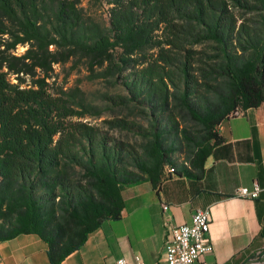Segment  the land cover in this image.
Instances as JSON below:
<instances>
[{"label": "trees", "instance_id": "trees-1", "mask_svg": "<svg viewBox=\"0 0 264 264\" xmlns=\"http://www.w3.org/2000/svg\"><path fill=\"white\" fill-rule=\"evenodd\" d=\"M94 1L107 8V24L81 0H0V242L35 235L49 264L79 250L105 220L119 219L124 186L148 181L158 191L172 175L200 179L211 147L222 141L219 124L264 103V0ZM235 5L258 11L259 27L237 28ZM204 42L217 45L225 84L215 102L196 106L189 55L178 56L172 71L166 67L177 58L164 49L179 55ZM72 59L90 79L117 80L132 70L121 103L144 104L155 115L143 154L72 122L93 107L80 90H55L48 82L53 65ZM145 59L152 62L134 71ZM175 71L184 80L180 102L202 128L190 144L189 164L179 167L161 118L170 97L166 79L176 88Z\"/></svg>", "mask_w": 264, "mask_h": 264}, {"label": "crops", "instance_id": "crops-1", "mask_svg": "<svg viewBox=\"0 0 264 264\" xmlns=\"http://www.w3.org/2000/svg\"><path fill=\"white\" fill-rule=\"evenodd\" d=\"M217 132L222 141L211 147L200 179L172 175L158 191L148 181L124 186L119 219L105 220L60 264H135V256L162 264L172 228L204 208L212 249L193 264H255L264 256V103L223 120ZM254 181L263 189L258 198L236 196ZM0 264H49L46 245L32 234L2 241Z\"/></svg>", "mask_w": 264, "mask_h": 264}, {"label": "rangeland", "instance_id": "rangeland-1", "mask_svg": "<svg viewBox=\"0 0 264 264\" xmlns=\"http://www.w3.org/2000/svg\"><path fill=\"white\" fill-rule=\"evenodd\" d=\"M81 5L92 14V16L107 24L108 12L105 6H99L94 0H81ZM235 16L236 27L244 25L246 29H257L259 27L258 11H250L245 8L230 7ZM24 46L17 48L18 53L24 51ZM167 54L171 58H177L183 61L185 55H189L188 62L191 63L190 71L194 74L198 83V92L195 99L191 100L196 106L212 104L215 102L217 92L222 91L225 81L220 76V59L217 57L219 49L216 44L204 42L200 44L186 45L179 55L177 49L167 48ZM155 54V51H152ZM157 52V51H156ZM147 60V59H145ZM174 59L173 65L167 66L166 69L176 70L175 66L180 65V61ZM75 60L72 59L65 64L53 65L52 79H49V87L57 90L59 87L63 89L80 90L85 100L91 104L90 114L82 118H72L73 121L92 126L101 134H104L110 140L121 143L124 149L132 153L143 154L150 144V136L152 131L153 115L148 107L144 104H122L127 95L123 81L126 80L132 70L125 71L119 75V79L110 78L104 80L101 78L90 79L85 67L78 63L74 65ZM152 62V61H151ZM147 60L139 68L147 66L151 63ZM179 62V63H178ZM154 65V64H153ZM176 88H174L166 79L169 86V104L162 113L163 121L166 122L165 134L168 139L166 143H173L175 149L173 158L177 166L187 165L188 156L191 150L192 141L202 135V128L193 121L181 104L179 95L184 87V80L176 71L171 74ZM13 79V77H11ZM13 82L15 80L13 79ZM29 80H27V84ZM53 83V84H52ZM129 122L128 128L121 127L119 121ZM264 264V256L256 259L255 264Z\"/></svg>", "mask_w": 264, "mask_h": 264}, {"label": "built area", "instance_id": "built-area-1", "mask_svg": "<svg viewBox=\"0 0 264 264\" xmlns=\"http://www.w3.org/2000/svg\"><path fill=\"white\" fill-rule=\"evenodd\" d=\"M242 112L235 111L232 115L239 116ZM263 191L257 181L252 188L240 187L236 190V196L241 198L256 199ZM209 222L208 208L197 209L190 224H180L172 228L171 237L164 242V258L162 264H193L200 257L211 251L212 246L207 241ZM135 264H147L139 256L134 257ZM116 264H126L125 259L117 260ZM204 264V263H202Z\"/></svg>", "mask_w": 264, "mask_h": 264}]
</instances>
